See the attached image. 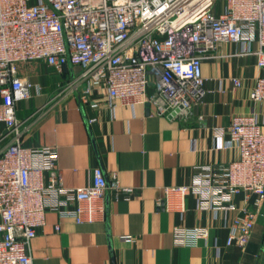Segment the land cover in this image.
<instances>
[{
    "label": "built area",
    "instance_id": "obj_1",
    "mask_svg": "<svg viewBox=\"0 0 264 264\" xmlns=\"http://www.w3.org/2000/svg\"><path fill=\"white\" fill-rule=\"evenodd\" d=\"M221 41L257 42L264 68V0H0V122L12 135L0 151V264H34L30 242L49 210L93 222L105 211L107 189L119 190L116 176L109 182L99 165L87 185L64 187L57 151L22 142L16 103L35 85L18 74L17 63L70 67L61 90L77 92L92 107L149 103L156 114L180 118L206 94L202 60ZM250 96L264 100V76ZM227 134L226 146L237 148L238 157L168 186L164 204L183 214L193 193L199 208L236 209L226 244L245 248L264 215V131L252 111L235 114ZM174 231L181 245L210 234L208 227Z\"/></svg>",
    "mask_w": 264,
    "mask_h": 264
},
{
    "label": "crops",
    "instance_id": "obj_2",
    "mask_svg": "<svg viewBox=\"0 0 264 264\" xmlns=\"http://www.w3.org/2000/svg\"><path fill=\"white\" fill-rule=\"evenodd\" d=\"M258 47L257 42L221 41L207 52L202 60L206 94L180 118L156 114L149 103L116 100L113 107H92L77 92L61 90L70 67L18 62V74L35 85L29 98L16 103L22 142L57 151L64 187L87 185L98 165L109 182L115 175L119 185V190L107 189L105 211L93 222L49 210L30 242L34 264H264V215L241 248L226 244L236 209L199 208L193 193L185 198L183 214L164 204L168 186L187 184L204 167L238 157L237 148L226 146L235 114L256 112L264 131V100L250 96L264 76ZM6 132L0 122V151L12 136ZM48 176L45 172L46 182ZM233 199L239 207L244 203L241 194ZM177 226L208 227L210 234L197 244L181 245Z\"/></svg>",
    "mask_w": 264,
    "mask_h": 264
}]
</instances>
